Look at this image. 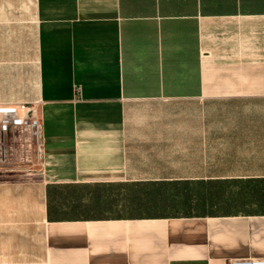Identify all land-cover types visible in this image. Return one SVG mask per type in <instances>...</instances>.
Masks as SVG:
<instances>
[{
	"label": "crops",
	"instance_id": "0c3cea01",
	"mask_svg": "<svg viewBox=\"0 0 264 264\" xmlns=\"http://www.w3.org/2000/svg\"><path fill=\"white\" fill-rule=\"evenodd\" d=\"M0 9L36 25L34 67L0 104L41 122L37 143L0 151L23 178L0 182V216L38 233L44 264L264 258V0Z\"/></svg>",
	"mask_w": 264,
	"mask_h": 264
},
{
	"label": "rangeland",
	"instance_id": "374dc122",
	"mask_svg": "<svg viewBox=\"0 0 264 264\" xmlns=\"http://www.w3.org/2000/svg\"><path fill=\"white\" fill-rule=\"evenodd\" d=\"M13 12V10L0 9V94L4 93L12 98L19 96L18 69L20 64L24 66L26 63L27 71L30 72L34 67L36 49V25L33 10H25L21 14ZM10 13L18 15L16 20L8 19ZM5 72L9 75L10 84L4 91L2 84H5L6 80L3 82L1 76ZM29 165L30 163L25 161L20 166H6L4 169L28 168ZM19 176L6 173L4 170L0 172V182H19L23 180ZM24 180L27 179L24 178ZM2 221L0 216V264H44L43 249L38 233L29 229L22 230V227L20 230L18 220L7 221L3 224Z\"/></svg>",
	"mask_w": 264,
	"mask_h": 264
},
{
	"label": "built area",
	"instance_id": "2783aa9c",
	"mask_svg": "<svg viewBox=\"0 0 264 264\" xmlns=\"http://www.w3.org/2000/svg\"><path fill=\"white\" fill-rule=\"evenodd\" d=\"M41 122L35 104H0V151L6 140H16L17 147L24 150L29 142H38ZM5 160L0 158V168ZM230 264H264V258L234 259Z\"/></svg>",
	"mask_w": 264,
	"mask_h": 264
}]
</instances>
